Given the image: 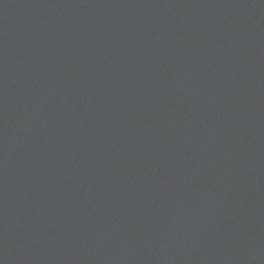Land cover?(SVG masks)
Instances as JSON below:
<instances>
[{
    "label": "water",
    "instance_id": "95a60500",
    "mask_svg": "<svg viewBox=\"0 0 264 264\" xmlns=\"http://www.w3.org/2000/svg\"><path fill=\"white\" fill-rule=\"evenodd\" d=\"M0 264H264V0H0Z\"/></svg>",
    "mask_w": 264,
    "mask_h": 264
}]
</instances>
